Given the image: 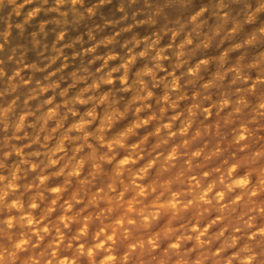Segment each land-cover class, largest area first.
Wrapping results in <instances>:
<instances>
[{"label":"clouds","instance_id":"obj_1","mask_svg":"<svg viewBox=\"0 0 264 264\" xmlns=\"http://www.w3.org/2000/svg\"><path fill=\"white\" fill-rule=\"evenodd\" d=\"M0 264H264V0H0Z\"/></svg>","mask_w":264,"mask_h":264}]
</instances>
